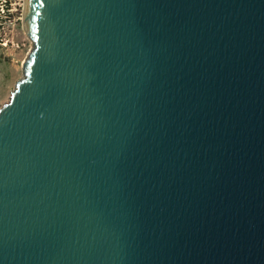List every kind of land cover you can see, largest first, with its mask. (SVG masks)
Here are the masks:
<instances>
[{"label": "water", "instance_id": "1", "mask_svg": "<svg viewBox=\"0 0 264 264\" xmlns=\"http://www.w3.org/2000/svg\"><path fill=\"white\" fill-rule=\"evenodd\" d=\"M0 107V264H264V0H27Z\"/></svg>", "mask_w": 264, "mask_h": 264}, {"label": "rangeland", "instance_id": "2", "mask_svg": "<svg viewBox=\"0 0 264 264\" xmlns=\"http://www.w3.org/2000/svg\"><path fill=\"white\" fill-rule=\"evenodd\" d=\"M11 33L8 46L0 45V107L9 100L16 82L23 77L22 63L33 46L25 33L23 20L12 27Z\"/></svg>", "mask_w": 264, "mask_h": 264}, {"label": "built area", "instance_id": "3", "mask_svg": "<svg viewBox=\"0 0 264 264\" xmlns=\"http://www.w3.org/2000/svg\"><path fill=\"white\" fill-rule=\"evenodd\" d=\"M27 0H0V45L11 42L12 27L23 20Z\"/></svg>", "mask_w": 264, "mask_h": 264}]
</instances>
